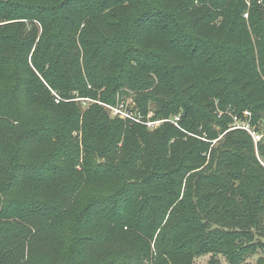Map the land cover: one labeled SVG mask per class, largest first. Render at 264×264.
<instances>
[{"label": "trees", "instance_id": "16d2710c", "mask_svg": "<svg viewBox=\"0 0 264 264\" xmlns=\"http://www.w3.org/2000/svg\"><path fill=\"white\" fill-rule=\"evenodd\" d=\"M127 89L138 112L152 101L153 119L178 124L82 112L80 98L116 104ZM246 110L264 121V0H0V241L43 247L0 244V264L255 256L264 167L229 130ZM222 208L235 224L212 219Z\"/></svg>", "mask_w": 264, "mask_h": 264}, {"label": "rangeland", "instance_id": "374dc122", "mask_svg": "<svg viewBox=\"0 0 264 264\" xmlns=\"http://www.w3.org/2000/svg\"><path fill=\"white\" fill-rule=\"evenodd\" d=\"M128 93L124 95L125 98H122L121 101H118L116 104H109V103H105L102 102L100 100H95L92 98H80V100H82L83 104H82V112H85L86 109L90 106V103L96 102L98 104H101L102 106H104L109 114L112 117H118L121 118L123 120H125L123 117L119 116V115H115L113 110L111 109V105L113 106H118L120 103H124L125 107L128 109H132V110H139L140 108L137 107L138 104L136 102V100L134 99V92L131 89H127ZM53 97H54V102L55 103H59L61 100H64L62 97H60L56 92H52ZM120 97V96H119ZM158 108V105L156 103H153L152 101L149 102L147 104V114L144 115V120H149L152 122V126L150 127L151 130H154L155 128H157L161 123L160 120L162 119H153V116H155V112L154 110H156ZM217 111L218 116L222 115L225 111L224 110H220ZM239 119V125H235V119H232V122L230 123V129L229 130H240V133H237L236 135L239 134H243L245 133L246 136H250L249 139L252 142L253 145V150L255 153L256 158L258 159V162L264 167V155L262 150L264 149V121L261 120H255L253 113H250L249 115L244 114L243 112L241 114L238 115ZM129 123H133L131 121H129ZM163 123V122H162ZM244 125H248L250 127V130H247ZM147 126V125H146ZM148 127V126H147ZM257 134H260L261 137L258 139L257 137H255L253 135L252 132H255ZM80 135H82L81 131H78ZM82 137V136H81ZM5 141V140H4ZM82 141V139H81ZM6 143V141H5ZM255 173H253V175L251 177H249V179L253 180ZM260 176V175H259ZM53 181V180H51ZM71 180H67L66 183H69ZM245 182H234L233 185H231L233 187L232 189V193H234V191H237L238 189L240 190H246L249 191L251 190V184H244ZM209 186L206 187L205 190H208ZM212 190H216V188H213ZM232 194L229 195L230 198L233 199ZM235 197V196H234ZM231 199V200H232ZM227 206H230V203H226ZM214 214H212V212L209 213L210 219L213 217ZM239 216H235L234 215V220H237ZM242 218V217H241ZM215 221L224 224V225H231V224H235V222L231 221V217H228L225 215L224 210L222 208V210L220 211V213L217 215H214V217L212 218ZM11 221L13 223H16V219H11ZM26 239L25 244L23 243V240ZM40 237L39 235L37 237H33L28 235L27 233L22 232V237H20L18 235V231H13V234H9L7 235V237H3L2 240L0 241V244L2 247L5 248V250H7L11 255H17V256H25L26 257L29 255H32V252L37 253L40 249H42L43 247L40 246ZM260 257H264V249L259 250V252L255 255V256H250L247 260H243L242 262L238 261V259H236L235 262H231L228 257L224 254H219L218 256L215 257V261L217 262L216 264H256L257 263V258ZM213 257L212 253H207L203 256L198 257L195 260L194 264H208L211 261V258ZM149 261H146L145 264H147Z\"/></svg>", "mask_w": 264, "mask_h": 264}, {"label": "built area", "instance_id": "2783aa9c", "mask_svg": "<svg viewBox=\"0 0 264 264\" xmlns=\"http://www.w3.org/2000/svg\"><path fill=\"white\" fill-rule=\"evenodd\" d=\"M110 107L113 110L115 115H119V116L123 117L125 120H129L131 122L143 123V124L147 125L148 128H150L153 125L151 121L144 120L143 115L140 112H138L137 110H132V109L126 108L124 103H120L118 106L111 105ZM244 114L249 115L250 111L246 110L244 112ZM179 119H180L179 116H175L173 119H162V120H160V123H162L164 121H171V122H173L175 124H178L177 122H178ZM234 119L236 120L235 121V125H239V122H238L239 116L235 115ZM244 127L247 130L251 131L250 127L248 125H244ZM252 133L258 139L261 137V135L257 134L256 131L252 132Z\"/></svg>", "mask_w": 264, "mask_h": 264}]
</instances>
